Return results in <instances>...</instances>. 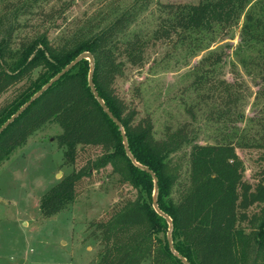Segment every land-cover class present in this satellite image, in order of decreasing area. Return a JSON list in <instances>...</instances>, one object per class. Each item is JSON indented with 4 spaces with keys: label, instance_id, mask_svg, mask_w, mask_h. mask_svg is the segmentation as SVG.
I'll return each mask as SVG.
<instances>
[{
    "label": "trees",
    "instance_id": "obj_1",
    "mask_svg": "<svg viewBox=\"0 0 264 264\" xmlns=\"http://www.w3.org/2000/svg\"><path fill=\"white\" fill-rule=\"evenodd\" d=\"M35 1L7 0L1 9L0 98L15 85L28 83L14 102L0 109V127L84 53L93 57L92 82L98 97L121 126L119 129L93 98L88 87L91 65L83 60L0 134V165L49 123L60 129L54 140L64 150L65 163L74 164L78 147L101 150L98 158L65 177L41 198L40 219L64 212L75 202L82 179L109 166L120 183L138 191V196L134 201L119 203L106 221L95 225L103 245L98 264H182L179 258L188 264H264V184L259 181L252 186L244 181L234 153L236 148L264 150V126L257 138H238L237 124L244 119L238 107L244 96L237 89L239 83L216 79L214 66L221 59H201L193 80L194 92L200 93L198 101L212 105L204 122L219 134L220 142L200 145L192 137L197 133L188 126L169 133L165 140H156L151 119L137 121L135 110L128 108L113 89L122 74L121 59L133 66L143 62L144 42L138 34L126 36L138 14L124 12L108 27L86 38L76 36V30L67 32L63 28L62 36L52 41L49 29L68 9L69 2L57 0L58 8L37 10ZM240 3L220 0L215 9L206 0L197 5L158 2L157 10L168 21L155 32L156 37L168 41L175 37L177 42L191 45L212 22L229 23V16L243 8L244 1ZM22 16L32 21L40 19L42 26L36 25L28 37L18 38L16 33L28 27L20 24ZM247 19L252 20L250 16ZM46 24L49 28H45ZM260 63L264 69V49ZM36 71L37 78L32 80ZM186 112L192 122L197 121L192 108L187 107ZM185 146L189 147L187 186L173 202L164 198L179 180L178 167L172 165L171 156ZM139 167L154 175L156 189L153 178ZM140 188L147 195L155 191L153 203L171 220L176 255L158 238L168 233V224L152 203L144 200ZM253 208L258 211L250 214Z\"/></svg>",
    "mask_w": 264,
    "mask_h": 264
},
{
    "label": "rangeland",
    "instance_id": "obj_2",
    "mask_svg": "<svg viewBox=\"0 0 264 264\" xmlns=\"http://www.w3.org/2000/svg\"><path fill=\"white\" fill-rule=\"evenodd\" d=\"M6 1L0 0V13ZM56 1L36 0L34 5L37 10H48L60 6ZM61 1L69 2V7L49 29L48 37L52 41L62 36L63 28L67 32L76 30V36L86 38L108 27L124 12L138 14L126 36L138 34L144 42L143 62L133 66L121 59L122 74L115 80L113 89L128 108L135 110L137 121L145 117L151 119L156 140H165L169 133L188 126V130L197 133L196 137L192 135L196 143L220 142L219 134L204 122L211 103L199 102L200 93L193 89L197 66L208 56L221 59L214 66L216 79L240 84L237 89L244 101L238 111L244 119L237 124L238 138L247 140L261 135L264 126V69L260 63L264 49V0H243V8L229 16V23L212 22L191 45L181 44L175 37L170 41L156 37L155 32L168 21L166 15L157 10L156 3L197 5L200 0ZM219 1L206 0V3L216 9ZM247 16L252 20L248 21ZM19 22L28 27L16 33L18 38L28 37L36 25L42 26L37 18L32 21L22 16ZM37 75L38 71L34 72L31 79L35 80ZM27 83L23 81L2 95L0 109L14 102ZM187 107L194 111L196 122L191 121ZM59 133L56 124L45 125L0 165V264H98V253L103 245L95 225L106 221L119 203L134 201L138 196V191L121 184L108 166L82 179L75 202L64 212L41 220V198L65 177L79 172L101 155L100 148L78 147L74 164L65 163L64 150L54 140ZM234 153L244 181L252 186L259 181L264 184V150L236 148ZM188 154L189 147L185 146L171 156L172 165L178 167L179 180L165 199L177 201L187 186ZM139 191L153 207L155 191L149 195L141 188ZM257 211L253 208L249 213ZM158 238L168 245L167 234H160Z\"/></svg>",
    "mask_w": 264,
    "mask_h": 264
},
{
    "label": "water",
    "instance_id": "obj_3",
    "mask_svg": "<svg viewBox=\"0 0 264 264\" xmlns=\"http://www.w3.org/2000/svg\"><path fill=\"white\" fill-rule=\"evenodd\" d=\"M88 61L91 65L90 67V71H89V75H88V87L90 89V92L92 93L93 95V98L96 100L97 104L100 106V108L103 110V112L107 115V117L119 128L121 129V126H120V123L112 116V114L107 110V108L105 107L103 101L98 97L96 91H95V88L93 86V82H92V70H93V57L91 54L89 53H84V54H81L80 56H78L73 62H71L68 66H66L63 70H61L60 73H58L52 80H50L43 88H41L32 98H30L28 100L27 103H25L5 124H3L1 127H0V134L10 125L12 124L32 103H34L37 99H39L50 87H52L55 83H57L63 76H65L68 72H70V70L77 64L79 63L80 61ZM125 146V144H124ZM125 150L127 152V148L125 146ZM128 155V153H127ZM129 156V155H128ZM130 158V156H129ZM132 160V159H131ZM138 166V165H136ZM141 168L142 170H144L145 172H147L152 178H153V181H154V184H155V189H156V180H155V177L154 175L147 171L146 169L142 168V167H139ZM153 208L155 210V212L157 214H159V216H161L168 224V233H167V243H168V247L170 249V251L176 255L172 249V245H171V231H172V223H171V220L161 214L155 203H153ZM180 261L182 262V264H188L184 259L182 258H179Z\"/></svg>",
    "mask_w": 264,
    "mask_h": 264
}]
</instances>
